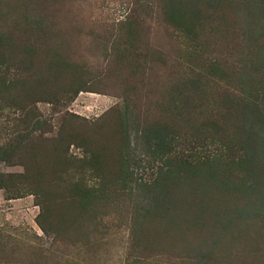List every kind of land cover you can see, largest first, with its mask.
Listing matches in <instances>:
<instances>
[{
    "label": "rangeland",
    "instance_id": "1",
    "mask_svg": "<svg viewBox=\"0 0 264 264\" xmlns=\"http://www.w3.org/2000/svg\"><path fill=\"white\" fill-rule=\"evenodd\" d=\"M194 3L187 31L164 0H0L2 39L37 54L26 69L20 48L0 77L32 82L61 48L77 66L66 77L87 88L23 109L0 102V264H264V0ZM182 81L209 129L175 123L162 143L146 126L168 116L167 89ZM110 110L126 122L110 152L67 142L62 188L44 182L39 196L51 138L66 124L106 138Z\"/></svg>",
    "mask_w": 264,
    "mask_h": 264
},
{
    "label": "trees",
    "instance_id": "2",
    "mask_svg": "<svg viewBox=\"0 0 264 264\" xmlns=\"http://www.w3.org/2000/svg\"><path fill=\"white\" fill-rule=\"evenodd\" d=\"M164 2L170 7V9L166 10V12L169 10V14H166L167 17L169 19H175L178 27L190 31L192 26L189 23L188 18L189 16L196 14L197 8L194 0H176L175 2L174 0H164ZM174 3L179 6L177 12L174 10ZM191 3H193L192 6H190ZM223 20L224 18L219 17L220 24ZM201 25L202 23L200 26ZM6 41H9L7 46H5ZM20 48L25 51L22 52V62H24L26 69H28L31 65L29 57H33V55L37 54L33 51L34 49L29 45L27 39H24L23 41H16L13 37L2 39V35L0 34V68L5 65L6 68L9 69L13 61L19 60L17 55ZM208 70L210 73L217 74L219 76L224 74V71L220 70L216 66H210ZM70 71L74 75L77 73L76 64H71L68 61L61 48H50L44 55L41 68L33 74L32 82H26L25 79L19 80L15 77H0V102L3 103V105H17L22 108L21 105H27L28 102L36 103L44 101L54 103L56 101H62L69 96H73L81 90H87V88H84L81 84L80 78L75 77L73 79H69L66 77L65 74H69ZM187 82L192 84L190 79H188ZM193 83L195 82L193 81ZM193 89L194 88H192V90ZM198 89L199 88H195L194 90L199 92ZM134 90V86L123 88V91L127 94V96L132 94ZM167 92H172L174 94L176 92V95L169 97L168 101L166 100L168 104L161 107L167 112L168 116L165 117L160 115L156 119L152 120L151 123H147L146 126V130L149 133H152L153 138H159L161 142L164 143V136L168 137L172 130H174L172 125L175 123H186L187 121L191 125H194V128L196 127V124H198L200 127H206L209 129V125H206L209 122L205 112L199 111L197 116L194 111L192 112L194 114L191 115V110L187 108V105L190 104L189 101L192 102L188 99L189 95H187V93L192 91L190 86H187L186 81L179 82L176 86L171 85L170 88L167 89ZM182 97L183 99H181ZM127 102L128 101H125V104H127ZM181 102H184V104ZM107 118L112 121V124L108 128L106 138H104V134L94 135L95 131L93 129L85 130L84 127H74L72 124H66L64 129L65 134H59L56 137H52V143L45 147V151L42 147L39 148L40 150H43L44 157L46 158L45 163L50 169L48 177L42 172L39 173L38 170L34 171L33 184L35 185L34 187L37 189V194L39 196H44L46 192V189L43 188L44 182H47V184L55 187L56 189L62 188L60 183L64 182L62 174L67 171L69 164H71L69 163L68 157L64 154L67 142L68 145L79 142L81 145L89 144L93 145V147L98 144L107 143V145L102 146L101 149L105 154L110 152L111 147L109 146L107 140L117 134L121 135L122 131H124L126 122L124 118H121V114L118 117L117 112L114 110H110L105 115L103 123L108 121ZM218 127L219 125L217 124L214 131H217ZM194 128L192 127L190 129ZM97 138H100L99 142L95 141ZM31 154L33 156L32 166L37 169L39 167L38 149H34ZM108 172L113 173L112 170H108ZM197 173L198 172H194L192 174L195 175ZM66 186L71 189L75 187V184L69 183L66 184Z\"/></svg>",
    "mask_w": 264,
    "mask_h": 264
}]
</instances>
